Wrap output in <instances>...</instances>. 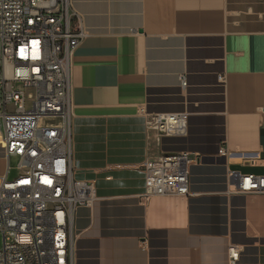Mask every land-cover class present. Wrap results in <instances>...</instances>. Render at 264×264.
<instances>
[{
    "label": "crops",
    "instance_id": "crops-1",
    "mask_svg": "<svg viewBox=\"0 0 264 264\" xmlns=\"http://www.w3.org/2000/svg\"><path fill=\"white\" fill-rule=\"evenodd\" d=\"M71 10L85 32L71 58V161L97 196L74 213L75 264H264V191L228 180L264 175V0ZM183 111L185 136L147 127L150 114ZM181 151L197 157L189 194L143 198L145 160Z\"/></svg>",
    "mask_w": 264,
    "mask_h": 264
},
{
    "label": "built area",
    "instance_id": "built-area-1",
    "mask_svg": "<svg viewBox=\"0 0 264 264\" xmlns=\"http://www.w3.org/2000/svg\"><path fill=\"white\" fill-rule=\"evenodd\" d=\"M84 36L71 0H0V264H75V210L97 199L71 161V58ZM147 127L158 137L185 136L188 113L150 114ZM195 161L187 151L146 159L142 197L188 195ZM228 180L238 192L264 191V175L228 170Z\"/></svg>",
    "mask_w": 264,
    "mask_h": 264
},
{
    "label": "rangeland",
    "instance_id": "rangeland-1",
    "mask_svg": "<svg viewBox=\"0 0 264 264\" xmlns=\"http://www.w3.org/2000/svg\"><path fill=\"white\" fill-rule=\"evenodd\" d=\"M31 93H32L31 91H28L29 95H31ZM1 129H2V126H1V119H0V131H1ZM2 149H3V145H2V142H1V135H0V174L3 171V165H4V163H3L2 159H1ZM9 164H10L11 167L14 168L16 166V164H17V158L13 157V156L10 157ZM14 171H15L14 169L11 170L10 176H12L14 174ZM2 241H3V238H2V234L0 233V246L2 245Z\"/></svg>",
    "mask_w": 264,
    "mask_h": 264
}]
</instances>
